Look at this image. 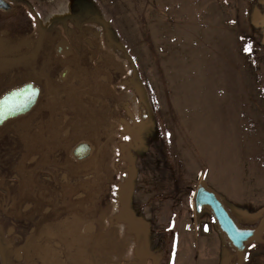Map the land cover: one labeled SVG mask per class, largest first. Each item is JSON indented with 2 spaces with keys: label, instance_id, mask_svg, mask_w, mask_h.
<instances>
[{
  "label": "rangeland",
  "instance_id": "rangeland-1",
  "mask_svg": "<svg viewBox=\"0 0 264 264\" xmlns=\"http://www.w3.org/2000/svg\"><path fill=\"white\" fill-rule=\"evenodd\" d=\"M36 1L44 19L79 3L81 18L130 56L139 111L131 102L130 145L120 153L129 164L119 171L135 254L119 264H169L179 232L178 264H212L210 249L192 247L217 232L208 212L196 216L199 184L242 224L264 213V0ZM220 240V264H235ZM51 263L64 264L59 255ZM244 264H264V245L249 246Z\"/></svg>",
  "mask_w": 264,
  "mask_h": 264
},
{
  "label": "flooded vegetation",
  "instance_id": "flooded-vegetation-1",
  "mask_svg": "<svg viewBox=\"0 0 264 264\" xmlns=\"http://www.w3.org/2000/svg\"><path fill=\"white\" fill-rule=\"evenodd\" d=\"M79 5L44 19L36 0H0L4 264H53L56 255L64 264H119L130 251L119 171L129 164L120 153L130 145L131 102L139 111L130 56L99 22L81 18ZM23 101L32 104L19 112ZM80 144L90 152L78 159Z\"/></svg>",
  "mask_w": 264,
  "mask_h": 264
},
{
  "label": "water",
  "instance_id": "water-1",
  "mask_svg": "<svg viewBox=\"0 0 264 264\" xmlns=\"http://www.w3.org/2000/svg\"><path fill=\"white\" fill-rule=\"evenodd\" d=\"M24 102H22L24 108L19 112H25L28 108L27 104H32ZM89 152L90 148L86 144H80L74 149V155L80 156H76L78 159L88 155ZM194 209L197 217L203 211L211 215L217 233L226 246L234 252L235 264H244V254L249 246L264 245V213L255 225H242L220 196L205 183L199 184L195 190Z\"/></svg>",
  "mask_w": 264,
  "mask_h": 264
},
{
  "label": "crops",
  "instance_id": "crops-1",
  "mask_svg": "<svg viewBox=\"0 0 264 264\" xmlns=\"http://www.w3.org/2000/svg\"><path fill=\"white\" fill-rule=\"evenodd\" d=\"M264 201V200H263ZM263 206L261 208L264 207V202L262 204ZM259 212V211H258ZM248 214V213H247ZM250 215V214H249ZM252 215V214H251ZM179 237H177V239L175 240V245H174V254L169 262V264H178L179 260L181 259V254H183L184 250H183V246H182V240H178V238H182L181 233L179 232ZM204 236V235H203ZM203 236H198L199 238L197 239V241L194 242L193 244V248L195 250H198V248H200L201 250H208L210 249V258L212 261V264H220L221 263V255L218 252L219 251V246L221 245V240H220V236L218 235L217 232L215 231H210V239H208L207 237H203ZM197 242V245L195 244ZM201 243V246L199 247V244ZM203 243V244H202ZM186 247V246H184ZM189 247V246H187ZM230 250V249H229ZM185 257V256H184ZM183 257V258H184ZM230 258V255L228 256ZM224 261V260H223ZM227 264H230L229 259L226 260Z\"/></svg>",
  "mask_w": 264,
  "mask_h": 264
},
{
  "label": "trees",
  "instance_id": "trees-1",
  "mask_svg": "<svg viewBox=\"0 0 264 264\" xmlns=\"http://www.w3.org/2000/svg\"><path fill=\"white\" fill-rule=\"evenodd\" d=\"M237 219V218H236ZM238 220V219H237ZM238 221H240V220H238ZM240 223H242L241 221H240ZM242 225H247V224H242ZM134 246H135V240H134V238L133 239H130V255H129V259L130 260H132V258H133V249H134ZM252 246V245H251ZM246 253H247V249H246V251H245V254H244V257L246 258Z\"/></svg>",
  "mask_w": 264,
  "mask_h": 264
}]
</instances>
